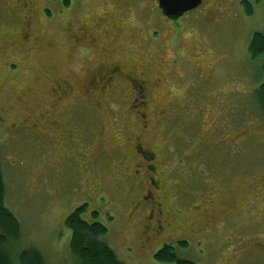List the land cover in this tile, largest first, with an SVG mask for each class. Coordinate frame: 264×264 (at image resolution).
<instances>
[{"label": "rangeland", "instance_id": "obj_1", "mask_svg": "<svg viewBox=\"0 0 264 264\" xmlns=\"http://www.w3.org/2000/svg\"><path fill=\"white\" fill-rule=\"evenodd\" d=\"M11 1L0 0V160L5 206L21 224L19 241L7 247L12 262L34 247L45 264H76L65 220L86 204L82 217L107 227L104 239L124 264H171L155 259L164 240L144 246L137 224L126 217L128 197L107 188L113 182L110 153L95 168L81 145L97 148L101 141L108 149L115 141L128 166L134 164L132 137L140 122L121 89L115 110L109 99L99 109L75 98L88 68L115 56L129 68L149 66L151 82L158 80L148 97L149 128L141 144L155 150L166 169L170 216L178 217L168 237L189 239L174 243L175 253L197 264H264V114L256 92L261 60L248 52L252 36L264 28V0H203L176 22L162 15L155 0H24L37 11L31 22L36 47L18 37L27 17L10 8ZM205 6L207 18L199 19ZM103 10L125 29L113 54L96 41V56L84 60L87 52L68 40L75 27L67 28L87 27ZM172 27L176 38H170ZM153 29L162 30L161 44L144 43L146 31L152 41ZM61 79L70 88L65 85L54 104L51 88ZM30 120L37 132L29 129ZM70 133L81 144L65 138ZM118 166L115 160V184L124 191ZM96 174L101 187L92 196L89 179Z\"/></svg>", "mask_w": 264, "mask_h": 264}, {"label": "flooded vegetation", "instance_id": "obj_2", "mask_svg": "<svg viewBox=\"0 0 264 264\" xmlns=\"http://www.w3.org/2000/svg\"><path fill=\"white\" fill-rule=\"evenodd\" d=\"M155 3L156 5H158L157 0H155ZM10 4V8H12L15 12H20L19 9H22L24 16L27 17V20L25 19L24 21V30L18 33V37L21 41L24 42V44L30 43L32 47H36L35 44H37L38 46L39 39L33 33V28H31L32 18L37 13L35 7L31 5L29 1L24 0L11 1ZM207 9V6L203 8L201 14L199 15V19L201 17L207 18L205 16L207 13ZM160 11L162 12L161 9ZM209 11L210 10H208V12ZM162 15L172 22H176L181 18L180 17L179 19L174 21L166 17L163 12ZM93 18H96V20L93 21ZM93 18L92 24L88 23L87 27L85 26L81 28V26H79L78 24L70 26V23L67 28V30H69L72 26L75 27L74 31L72 30L69 32L68 40L71 44H74L79 51H81L82 49L83 51L87 52L86 58H84V60L87 59L90 55L96 56L94 48L96 41L97 43H101L104 50L110 49L108 53L109 55L111 54V52L113 54L115 52V43H117V39L125 29L124 25L120 24L119 22L116 23L112 21V19H114L115 17H113V15H111V13L107 10H103L101 14H98ZM146 25L148 26V24ZM153 30L152 41L149 37V31H146L143 35V38L145 40L144 43L152 42V44H161V42H163L162 30ZM171 30L172 32H174L173 27L171 28ZM137 31H141L140 28ZM177 32L178 31L175 30V32L171 34L170 38L172 36H175L176 38ZM36 41L38 43H36ZM10 44L12 45L13 41H10ZM98 62L99 63L96 66L91 69L88 68V70L86 71L85 83L77 90L79 91L78 93H76L77 91L75 92V98L81 97L85 100H88L99 109L102 105V100L109 99L114 101V104L111 105V108L112 110H115L116 89H121L120 93L125 94V96L129 98L128 105L129 110H132L131 115H133L137 119V121L140 122V132L135 133L132 137V140L134 142L132 148L134 164L131 167L128 166V164L126 163V159L128 158L126 155V151L122 153V146L119 144L115 147V141L113 146L109 147L108 149H104L101 141L99 142L97 148H94L93 145H91V147L84 148V145L81 144L80 139L77 137H73L72 133H70V135L65 138L72 139L71 141L73 143L81 144L83 146V150L86 151L87 159L90 160L91 164L95 165V168L97 164L101 163L102 159H106V157L108 156V152L110 153L113 167L111 168V166L108 165L109 168L107 172H109L110 169L113 182L111 183L112 185H108L107 188L111 189L110 191L113 193L111 195L115 194L116 188V190L123 192L125 199L128 197L127 199L129 200V211L126 217L130 221V223L137 224L138 229H140L139 231L141 234V238L145 243V247H152L153 244H155V242L160 239L164 240L162 242V248L164 246L173 247L174 243L182 242V240L184 239L189 240L188 238L179 239V237H175L173 239L171 237H168L171 236L170 234L173 231L172 220L178 217H176L177 214L173 215V217H175L174 219L172 216H170L171 208H173V201H168L167 184L164 178L162 179V176L165 175L163 174V172L166 169L157 162L158 157L155 150L146 148L141 144L143 143L141 134H144V132H146L149 128V121L147 120V115L145 112L149 103L148 97L153 90V85L157 84L158 80L157 82H151V79L147 74V71L151 72L149 66L143 65L138 68L137 66L132 65L131 68L130 64L129 68V65L127 66L123 61L115 59V56H113V58H110V60L106 62L103 60ZM147 62L149 63V60H147ZM65 85L66 87L70 88V86L62 79L55 81L53 88H51V93L54 96V104H58L59 102L57 101L59 97L63 95L64 92H66ZM98 112L100 113L101 110H98ZM41 119L43 120L42 117H40V120ZM0 121L3 122L1 116ZM23 122L25 123L26 120H23ZM30 123L32 124L29 129L35 130L36 125L38 124H34L33 122H31V120ZM9 128L12 129L11 127ZM62 135L63 134H61L60 136ZM96 137L97 135L91 141H94ZM115 160L119 165L117 168L116 178H118L117 181L121 180L124 183V191L119 183L115 184ZM97 175L98 174H96L95 176L93 175L91 179H89L92 180V182L90 183V194L92 196H96L97 188L101 187ZM93 179L98 180H95V183ZM112 218L114 217H110V219ZM208 225L209 224H204V227H207ZM165 236H167V238H165ZM167 240H172L174 242L170 244ZM252 246L255 247L259 245L253 244Z\"/></svg>", "mask_w": 264, "mask_h": 264}, {"label": "trees", "instance_id": "obj_3", "mask_svg": "<svg viewBox=\"0 0 264 264\" xmlns=\"http://www.w3.org/2000/svg\"><path fill=\"white\" fill-rule=\"evenodd\" d=\"M245 12L252 14L251 5L243 2ZM248 52L253 60H261V83L257 89L260 111L264 114V28L255 32L249 43ZM6 186L0 160V264H15L8 253L10 243L18 242L21 237V224L16 216L5 206ZM88 210L86 204L73 211L65 220L71 236L69 249L76 264H124L112 247L105 241L107 227L98 222H88L82 215ZM94 219L97 212H92ZM155 259L161 263L197 264L191 260L179 258L171 246H164L155 254ZM18 264H45L42 252L34 247L23 250L19 255Z\"/></svg>", "mask_w": 264, "mask_h": 264}, {"label": "water", "instance_id": "obj_4", "mask_svg": "<svg viewBox=\"0 0 264 264\" xmlns=\"http://www.w3.org/2000/svg\"><path fill=\"white\" fill-rule=\"evenodd\" d=\"M163 14L171 20H177L185 13L196 9L203 0H157Z\"/></svg>", "mask_w": 264, "mask_h": 264}]
</instances>
